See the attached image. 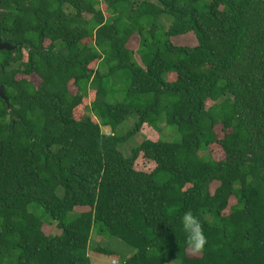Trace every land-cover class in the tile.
<instances>
[{
	"label": "trees",
	"instance_id": "trees-1",
	"mask_svg": "<svg viewBox=\"0 0 264 264\" xmlns=\"http://www.w3.org/2000/svg\"><path fill=\"white\" fill-rule=\"evenodd\" d=\"M0 2V40L19 44L0 51V264H91L113 255L103 237L135 251L122 264H264V0ZM143 125L158 140L124 156ZM186 210L208 240L195 257Z\"/></svg>",
	"mask_w": 264,
	"mask_h": 264
},
{
	"label": "rangeland",
	"instance_id": "rangeland-1",
	"mask_svg": "<svg viewBox=\"0 0 264 264\" xmlns=\"http://www.w3.org/2000/svg\"><path fill=\"white\" fill-rule=\"evenodd\" d=\"M163 22L165 20H162ZM165 23V22H164ZM165 25H167V23H165ZM172 43L176 46H186V47H195L197 45V41L196 38L193 34H188V35H184V36H180L177 38H173L171 39ZM46 45H48V43H46ZM138 46V37L137 36H133L128 44H127V48L135 51L137 49ZM23 56L24 59H26L27 55L26 52H23ZM136 60L139 62V58L136 55ZM19 79L24 78L27 79L28 81H30L34 86H38L40 83V80L37 76L33 75L30 77H25V76H19ZM70 90L72 92H74L73 87L70 86ZM92 99V94H90V97L87 98V100L85 101L84 105H89V103L91 102ZM119 100V99H118ZM116 101V100H114ZM212 103H208V106H210ZM136 121V117L135 116H130L126 122L123 123V125L120 128V133L122 132H127L128 130H130L134 123ZM102 132L103 133H109V129L108 128H102ZM166 132V135H164ZM165 132L163 133V135L161 137L162 140L164 141H176L179 138V134L177 132V130L175 129V127H167V129H165ZM171 132V133H170ZM216 133L218 135L219 138L222 137V131L220 129V126L216 128ZM159 133L155 132L152 128H150L147 125H143L140 133L135 135L134 137H132L129 141H127L125 143L124 146L119 147V149L122 151L123 155H127L129 154L130 150L135 147L136 145H138L143 139H148V140H152V141H156L158 140L159 137ZM209 154L216 160V161H221L224 159V153L222 152V150L219 148V146L217 145H211L209 147ZM155 168V164L152 163L151 161H148L147 159L143 158L142 156H140L138 158V160L136 161L135 164V169L137 171H142V172H146L149 173L151 172L153 169ZM217 184H213L211 186V192L214 191V189L216 188ZM89 209H79L77 211H88ZM44 232L46 234H50L52 231V227L51 226H45L44 228ZM98 239L93 235L91 238V247L93 246V244L96 243ZM104 240V242H103ZM103 240H101V244L102 245H106L105 247L113 254L111 256L108 255H100L95 253L92 250H88V257L91 261V264H122V262L124 260H126L127 258L133 256V254L135 253V251L127 246L124 242L120 241L117 238H111L110 240H107L106 238L103 237ZM104 243V244H103ZM189 255L191 256H199L197 253H192L191 250H188Z\"/></svg>",
	"mask_w": 264,
	"mask_h": 264
},
{
	"label": "clouds",
	"instance_id": "clouds-1",
	"mask_svg": "<svg viewBox=\"0 0 264 264\" xmlns=\"http://www.w3.org/2000/svg\"><path fill=\"white\" fill-rule=\"evenodd\" d=\"M175 223L182 231L185 243L192 253H200L205 249L208 240L204 226L197 215L191 210H186L177 217Z\"/></svg>",
	"mask_w": 264,
	"mask_h": 264
},
{
	"label": "water",
	"instance_id": "water-1",
	"mask_svg": "<svg viewBox=\"0 0 264 264\" xmlns=\"http://www.w3.org/2000/svg\"><path fill=\"white\" fill-rule=\"evenodd\" d=\"M0 6H1V2H0ZM18 47H19V44L2 42L0 40V51L13 52V51L17 50ZM0 99L5 103L7 109L10 110L11 106H10V103H9V99L5 95L3 86H0Z\"/></svg>",
	"mask_w": 264,
	"mask_h": 264
}]
</instances>
